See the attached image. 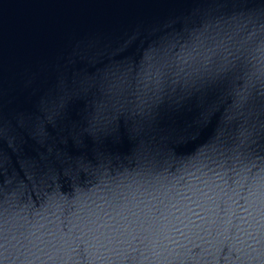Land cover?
I'll return each instance as SVG.
<instances>
[{
    "label": "water",
    "instance_id": "water-1",
    "mask_svg": "<svg viewBox=\"0 0 264 264\" xmlns=\"http://www.w3.org/2000/svg\"><path fill=\"white\" fill-rule=\"evenodd\" d=\"M0 264H264V0H0Z\"/></svg>",
    "mask_w": 264,
    "mask_h": 264
}]
</instances>
